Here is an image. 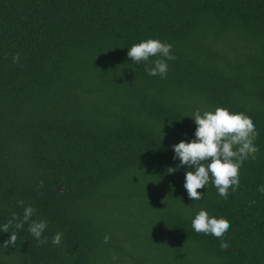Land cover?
<instances>
[{
	"label": "trees",
	"instance_id": "1",
	"mask_svg": "<svg viewBox=\"0 0 264 264\" xmlns=\"http://www.w3.org/2000/svg\"><path fill=\"white\" fill-rule=\"evenodd\" d=\"M147 39L173 45L166 78L128 57ZM217 107L259 151L227 200L210 182L194 201L173 145ZM261 186L264 0H0V225L27 206L48 222L43 246L0 231V264H264ZM202 209L230 222L226 250L192 228Z\"/></svg>",
	"mask_w": 264,
	"mask_h": 264
},
{
	"label": "clouds",
	"instance_id": "2",
	"mask_svg": "<svg viewBox=\"0 0 264 264\" xmlns=\"http://www.w3.org/2000/svg\"><path fill=\"white\" fill-rule=\"evenodd\" d=\"M173 45L159 39H147L133 44L128 51V57L135 64H148L146 71L149 76L159 75L166 78L169 70L167 60H175L172 55ZM153 57H159L152 60ZM20 54L13 56V62H20ZM192 118L197 125L195 139L191 142L181 141L173 145L174 159L180 160V166L187 165L195 171H187L184 187L192 200L203 198L204 189L210 182L216 187L218 194L228 199L230 190L235 193L240 184V169L243 163L251 157L256 158L259 151L255 144L259 132L253 120L245 113L232 112L227 108L217 107L214 111L196 109ZM168 173H174L176 168H168ZM44 182H40V187ZM264 193V186L259 188ZM254 203V201H253ZM24 207V201H18ZM37 210L32 206L24 207L23 217L13 213L7 222L0 225V231L11 232L10 239L4 241L3 247H14L17 241L15 230L23 229L25 223L29 225L28 231L37 240L38 246L48 243L43 233L48 228L46 220H33ZM191 226L198 234L211 235L221 241V249H227L229 244L226 236L231 224L225 218L210 216L207 210H200L191 221ZM15 229V230H12ZM11 230V231H10ZM63 233L57 232L52 238V244L60 246ZM43 237V238H42ZM110 237L105 236L108 243Z\"/></svg>",
	"mask_w": 264,
	"mask_h": 264
}]
</instances>
